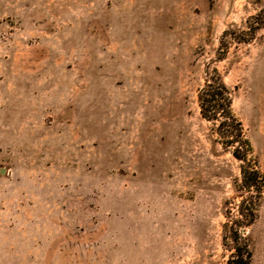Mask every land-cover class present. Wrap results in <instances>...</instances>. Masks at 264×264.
<instances>
[{
	"label": "rangeland",
	"instance_id": "obj_1",
	"mask_svg": "<svg viewBox=\"0 0 264 264\" xmlns=\"http://www.w3.org/2000/svg\"><path fill=\"white\" fill-rule=\"evenodd\" d=\"M261 9L0 0V264H226L223 224L250 192L197 93L216 69L264 173V27L231 38ZM262 195L251 264H264Z\"/></svg>",
	"mask_w": 264,
	"mask_h": 264
},
{
	"label": "trees",
	"instance_id": "obj_2",
	"mask_svg": "<svg viewBox=\"0 0 264 264\" xmlns=\"http://www.w3.org/2000/svg\"><path fill=\"white\" fill-rule=\"evenodd\" d=\"M264 27V9L251 16L246 30L240 34L233 33L232 40L248 43L255 38L256 32ZM221 53L219 60L224 59L228 50L226 32L220 39ZM206 80L198 90L197 101L199 113L203 120L212 124V131L216 140L224 150L240 163V182L237 188L240 192H250V196L243 198L237 205L240 218L228 219L223 224L224 244L227 240L233 242V252L226 264H251L252 250L250 240L244 235V230L250 227L258 216V209L264 190V173L260 170L258 160L250 140L247 138L242 122L232 108L231 90L216 69L212 72L206 69ZM246 200L250 205H245Z\"/></svg>",
	"mask_w": 264,
	"mask_h": 264
},
{
	"label": "crops",
	"instance_id": "obj_3",
	"mask_svg": "<svg viewBox=\"0 0 264 264\" xmlns=\"http://www.w3.org/2000/svg\"><path fill=\"white\" fill-rule=\"evenodd\" d=\"M262 199H263V195H262V198H261L260 207H261V205H262Z\"/></svg>",
	"mask_w": 264,
	"mask_h": 264
}]
</instances>
